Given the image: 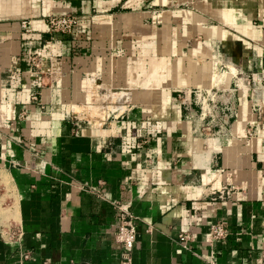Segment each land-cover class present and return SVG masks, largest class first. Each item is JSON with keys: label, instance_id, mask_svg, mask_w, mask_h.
I'll return each mask as SVG.
<instances>
[{"label": "crops", "instance_id": "obj_1", "mask_svg": "<svg viewBox=\"0 0 264 264\" xmlns=\"http://www.w3.org/2000/svg\"><path fill=\"white\" fill-rule=\"evenodd\" d=\"M53 14L77 16L74 32L51 35ZM263 23L264 0H0V264H124L118 204L136 217L131 264H264V112L245 138L264 104ZM234 70L250 93L215 150L185 100ZM110 93L131 102L111 110ZM217 222L227 240L212 241Z\"/></svg>", "mask_w": 264, "mask_h": 264}, {"label": "built area", "instance_id": "obj_2", "mask_svg": "<svg viewBox=\"0 0 264 264\" xmlns=\"http://www.w3.org/2000/svg\"><path fill=\"white\" fill-rule=\"evenodd\" d=\"M77 24L78 17L71 14H53L48 17V30L51 35H71ZM21 27L26 33L32 32L33 29L31 21L28 19L21 21ZM28 60L30 75L32 76L30 87L33 89L43 87L45 85V76L50 73L44 68V54L40 51L32 52ZM229 77L235 80L234 88L230 86V89H222L223 84H221L189 90L192 94V99L185 100L186 119L192 123L196 138L205 137V139L208 138L210 140L221 137H228L229 140L235 138L233 123L238 119L239 113L234 95L239 91L248 95L250 93V84L249 76L243 72L232 73ZM33 98L37 99V95H34ZM43 108L45 109L46 107L44 106ZM253 111L257 113V118L248 122L245 134L249 144L259 135L264 104L254 105ZM117 208L120 211V215L119 222L115 228V238L122 244L124 249L123 263L131 264L138 234L135 222L136 217L133 215L129 204H118ZM230 235H232V232L226 222H217L211 227V239L214 242L227 240ZM178 238L188 248L192 234L182 232Z\"/></svg>", "mask_w": 264, "mask_h": 264}, {"label": "bare ground", "instance_id": "obj_3", "mask_svg": "<svg viewBox=\"0 0 264 264\" xmlns=\"http://www.w3.org/2000/svg\"><path fill=\"white\" fill-rule=\"evenodd\" d=\"M232 73H234V74H237V72L234 70ZM87 84V86H90V85H92L89 81L86 83ZM123 93V92H122ZM122 93H110V94H108L107 95V97H106V99H105V102H107L108 104H111V106L109 105V109H111V110H119V111H124L125 109H126V107H127V104L129 103V102H131V98H130V101H127V102H123L122 104L120 103L119 105H116L117 103H118V101H117V103H115L116 102V100H118V98L116 97V96H119L120 94H122ZM147 93L149 94V95H153V90H148L147 91ZM146 93V94H147ZM162 93H163V91H162ZM129 95H130V93H129ZM114 97H116L117 99L115 100V101H113V98ZM131 97V96H130ZM122 98V97H121ZM124 99V98H123ZM125 101V100H124ZM74 109H75V107H73ZM102 109H104V108H102ZM76 111H78L79 109H75ZM102 112H105V116H103V117H101V118H99L100 119V121L102 122L103 120H105L106 118H107V116L110 114V111L109 110H106V111H104V110H102ZM233 140V139H232ZM212 141V146L213 147H215V150H218V149H220V148H222L221 147V140H220V138H215L214 140H211ZM212 154V153H211Z\"/></svg>", "mask_w": 264, "mask_h": 264}, {"label": "rangeland", "instance_id": "obj_4", "mask_svg": "<svg viewBox=\"0 0 264 264\" xmlns=\"http://www.w3.org/2000/svg\"><path fill=\"white\" fill-rule=\"evenodd\" d=\"M227 80V81H226ZM226 80L223 82V87H222V89H230V86H231V88H234L235 87V80L233 79H231L230 77H228V78H226ZM232 80V81H231ZM194 98V97H193ZM114 101V100H113ZM116 103H117V101H116ZM90 109V108H89ZM93 110H97L96 109V107L95 108H92V111ZM102 111V108H100V110H99V112H98V116H100V112ZM94 112V111H93ZM93 112H92V117H94V115H93ZM97 118V117H96ZM99 118H101V117H99Z\"/></svg>", "mask_w": 264, "mask_h": 264}]
</instances>
